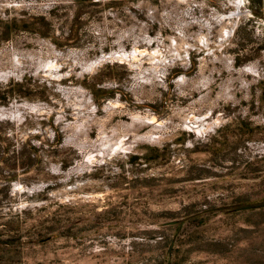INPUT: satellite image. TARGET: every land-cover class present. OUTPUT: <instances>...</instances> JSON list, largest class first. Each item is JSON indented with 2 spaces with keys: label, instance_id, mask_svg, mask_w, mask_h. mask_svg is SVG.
<instances>
[{
  "label": "rangeland",
  "instance_id": "rangeland-1",
  "mask_svg": "<svg viewBox=\"0 0 264 264\" xmlns=\"http://www.w3.org/2000/svg\"><path fill=\"white\" fill-rule=\"evenodd\" d=\"M263 3L0 0V264H264Z\"/></svg>",
  "mask_w": 264,
  "mask_h": 264
},
{
  "label": "water",
  "instance_id": "water-1",
  "mask_svg": "<svg viewBox=\"0 0 264 264\" xmlns=\"http://www.w3.org/2000/svg\"><path fill=\"white\" fill-rule=\"evenodd\" d=\"M264 208V201L260 203H254V204H234V205H228V206H222V207H216L209 209L208 212H241V211H253V210H259ZM179 224V221H169L166 223L161 224V226H171V225H177Z\"/></svg>",
  "mask_w": 264,
  "mask_h": 264
},
{
  "label": "crops",
  "instance_id": "crops-1",
  "mask_svg": "<svg viewBox=\"0 0 264 264\" xmlns=\"http://www.w3.org/2000/svg\"><path fill=\"white\" fill-rule=\"evenodd\" d=\"M263 7H264V3H263Z\"/></svg>",
  "mask_w": 264,
  "mask_h": 264
}]
</instances>
